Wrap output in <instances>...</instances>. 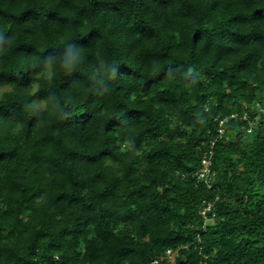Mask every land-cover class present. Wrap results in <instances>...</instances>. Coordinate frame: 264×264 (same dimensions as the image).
I'll use <instances>...</instances> for the list:
<instances>
[{
	"label": "trees",
	"instance_id": "obj_1",
	"mask_svg": "<svg viewBox=\"0 0 264 264\" xmlns=\"http://www.w3.org/2000/svg\"><path fill=\"white\" fill-rule=\"evenodd\" d=\"M0 34V264H264V0H0ZM68 44L50 87L32 65Z\"/></svg>",
	"mask_w": 264,
	"mask_h": 264
},
{
	"label": "clouds",
	"instance_id": "obj_2",
	"mask_svg": "<svg viewBox=\"0 0 264 264\" xmlns=\"http://www.w3.org/2000/svg\"><path fill=\"white\" fill-rule=\"evenodd\" d=\"M5 37L3 34H0V52L4 48ZM10 43V41H6ZM84 53L81 47H78L74 44H68L65 49V52L59 58L54 56H47L42 61L38 60L32 65V68H40V71L37 72V78L42 79L50 87L53 83L54 77L57 74V69L62 71L65 75H70L80 67L84 62ZM191 72V69H189ZM117 73V67L114 62L105 61L99 66V68H93L92 76L90 78L97 79L98 84H103L105 80L111 81L114 80ZM91 92V89H88ZM34 94V93H33ZM77 108V104L74 105H65L60 107L58 104L48 107V101H41L37 103L32 101L26 105V110L33 116L41 115V118L38 119L40 123H43L49 117H58L61 120L71 118ZM68 109V110H65Z\"/></svg>",
	"mask_w": 264,
	"mask_h": 264
},
{
	"label": "built area",
	"instance_id": "obj_3",
	"mask_svg": "<svg viewBox=\"0 0 264 264\" xmlns=\"http://www.w3.org/2000/svg\"><path fill=\"white\" fill-rule=\"evenodd\" d=\"M262 110V109H261ZM239 114L237 113H231L229 117H237ZM243 119H248L247 113H244L242 115ZM258 119V116L255 117V120ZM226 120V117L220 120V125L217 128V135L221 136L224 134L225 129L222 126V123ZM250 122V126L248 128V132H251L252 130V122L250 119H248ZM216 138H213L210 141V144L208 147L204 150L203 155L201 157V167L195 172L194 177L197 181H202L208 189H213V183H212V178H213V169H212V157H213V147L215 145ZM218 199V196H216L214 199H203L202 200V205L200 208V214L203 217L204 223H203V228H206V225L210 222H213L215 219V202ZM200 240V235L198 234V241ZM183 247L188 248V245H184ZM179 249L178 248H169L165 251V253L158 257L153 259L150 264H158L160 260L167 259L169 261H174L177 254H178Z\"/></svg>",
	"mask_w": 264,
	"mask_h": 264
}]
</instances>
